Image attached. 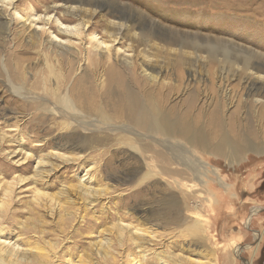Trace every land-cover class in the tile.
I'll return each instance as SVG.
<instances>
[{
	"label": "rangeland",
	"instance_id": "rangeland-1",
	"mask_svg": "<svg viewBox=\"0 0 264 264\" xmlns=\"http://www.w3.org/2000/svg\"><path fill=\"white\" fill-rule=\"evenodd\" d=\"M0 264H264V0H0Z\"/></svg>",
	"mask_w": 264,
	"mask_h": 264
},
{
	"label": "bare ground",
	"instance_id": "bare-ground-1",
	"mask_svg": "<svg viewBox=\"0 0 264 264\" xmlns=\"http://www.w3.org/2000/svg\"><path fill=\"white\" fill-rule=\"evenodd\" d=\"M213 53H216V51L215 50H213ZM151 112V111H150ZM138 114V118H139V120H140V123H142V122H145V119L146 118H148L150 115H149V113H147V112H144V111H142V112H140V113H137ZM224 144V143H223ZM221 152H223V150H220Z\"/></svg>",
	"mask_w": 264,
	"mask_h": 264
}]
</instances>
